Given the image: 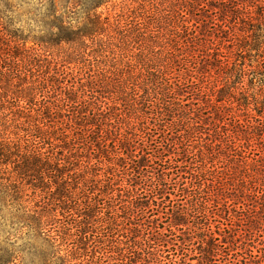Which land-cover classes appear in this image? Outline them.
<instances>
[{
    "label": "trees",
    "instance_id": "obj_1",
    "mask_svg": "<svg viewBox=\"0 0 264 264\" xmlns=\"http://www.w3.org/2000/svg\"><path fill=\"white\" fill-rule=\"evenodd\" d=\"M111 2L0 0V264H264V0Z\"/></svg>",
    "mask_w": 264,
    "mask_h": 264
},
{
    "label": "rangeland",
    "instance_id": "obj_2",
    "mask_svg": "<svg viewBox=\"0 0 264 264\" xmlns=\"http://www.w3.org/2000/svg\"><path fill=\"white\" fill-rule=\"evenodd\" d=\"M121 4H122V0H112V2L109 5H107L106 7L108 8V11L109 12H113L112 11V9L114 10L113 7L115 6L116 9L114 11H117L119 9V7H120ZM91 153H93V151H91ZM98 155H99L98 153L97 154H91L90 157L91 158H94V160H95L96 157H98ZM162 215H163L162 213L159 214L160 219H159L158 223H160L161 224V227H163L165 229L166 228V223L163 222L164 219L161 217ZM222 221L224 223H229L230 226H231L230 220H228V221L227 220H222ZM233 223L234 222H232V226L235 225ZM219 226L221 228H223V227L225 229L227 228V225H222L221 226V224H219ZM9 230H10V228L8 227V223L0 220V242L1 243H3V244H6L7 243V240L8 239H6V237L7 236L9 237V233H8ZM234 233H241V229H239V228L237 229L235 227ZM10 238H11L12 241L13 240L16 241V243H15L16 246L15 247L24 246V244L27 243L26 237H23V236H20L19 239H17V240L16 239H13V237H10ZM254 250H256V249H254ZM81 254H83V253L81 252ZM81 254H77V256L80 257L79 255H81ZM81 259H83V257H80V258H77V259H72L69 264H79V262L81 261ZM82 264H97V262L95 263V261L94 262H86V261H84V262H82Z\"/></svg>",
    "mask_w": 264,
    "mask_h": 264
}]
</instances>
